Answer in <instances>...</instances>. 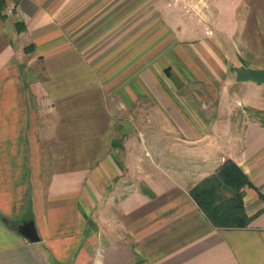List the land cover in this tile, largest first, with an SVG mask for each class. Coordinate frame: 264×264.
<instances>
[{
  "label": "crops",
  "instance_id": "crops-1",
  "mask_svg": "<svg viewBox=\"0 0 264 264\" xmlns=\"http://www.w3.org/2000/svg\"><path fill=\"white\" fill-rule=\"evenodd\" d=\"M0 215V264H264V0H0Z\"/></svg>",
  "mask_w": 264,
  "mask_h": 264
},
{
  "label": "trees",
  "instance_id": "trees-1",
  "mask_svg": "<svg viewBox=\"0 0 264 264\" xmlns=\"http://www.w3.org/2000/svg\"><path fill=\"white\" fill-rule=\"evenodd\" d=\"M248 183L239 166L224 158L211 173L194 183L189 192L214 224L244 225L249 217L242 206L241 187Z\"/></svg>",
  "mask_w": 264,
  "mask_h": 264
},
{
  "label": "water",
  "instance_id": "water-1",
  "mask_svg": "<svg viewBox=\"0 0 264 264\" xmlns=\"http://www.w3.org/2000/svg\"><path fill=\"white\" fill-rule=\"evenodd\" d=\"M16 231H18L21 235L27 238L30 241H35L38 239L36 234L33 222L31 219L20 221L16 227Z\"/></svg>",
  "mask_w": 264,
  "mask_h": 264
},
{
  "label": "rangeland",
  "instance_id": "rangeland-1",
  "mask_svg": "<svg viewBox=\"0 0 264 264\" xmlns=\"http://www.w3.org/2000/svg\"><path fill=\"white\" fill-rule=\"evenodd\" d=\"M237 116H239L238 113H235ZM207 152V149H205V151H202L200 153H206ZM208 152H210V149H208ZM0 219H1V215H0ZM4 223L7 225V226H12L14 227L15 226V223L14 221H12L11 219H3Z\"/></svg>",
  "mask_w": 264,
  "mask_h": 264
},
{
  "label": "built area",
  "instance_id": "built-area-1",
  "mask_svg": "<svg viewBox=\"0 0 264 264\" xmlns=\"http://www.w3.org/2000/svg\"><path fill=\"white\" fill-rule=\"evenodd\" d=\"M206 32H209V30H208V29H206ZM220 159H221V160H223V159H224V158H223V156H221V157H220Z\"/></svg>",
  "mask_w": 264,
  "mask_h": 264
}]
</instances>
